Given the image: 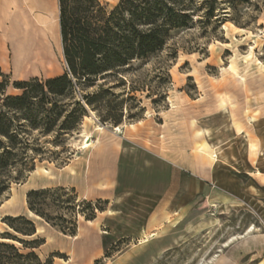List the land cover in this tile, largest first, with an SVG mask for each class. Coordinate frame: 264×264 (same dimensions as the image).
Returning a JSON list of instances; mask_svg holds the SVG:
<instances>
[{"label": "rangeland", "instance_id": "1", "mask_svg": "<svg viewBox=\"0 0 264 264\" xmlns=\"http://www.w3.org/2000/svg\"><path fill=\"white\" fill-rule=\"evenodd\" d=\"M103 1L114 6L119 0ZM202 6L193 27L177 32L146 65L136 63L124 81L110 77L93 87L76 85L74 97L92 120L84 116L76 131L62 136L34 131L43 146L34 169L52 168L57 179L34 176L32 186L25 188L34 171L29 170L11 183L0 205L13 195L12 188L18 198L26 191V205L18 210L33 221L27 214V193L65 187L66 192L47 196L42 207L53 222L86 231L76 238L42 217L45 233L28 238L1 217L5 231L0 236L18 242L7 243L21 253L39 257V262L21 263L88 264L102 251L91 264H264V0H212ZM39 69L37 78L45 81L44 74H63L66 66L60 58L50 65L0 64V82H7L1 98L20 94L14 83L36 78ZM100 85L113 90L94 109L84 96ZM133 85L139 90L130 93ZM228 93L237 102H229L230 112H224L220 100ZM107 102L111 107L103 104ZM120 115L119 124L102 120ZM236 122L258 141L255 150H249ZM200 129L210 133L197 135ZM88 136L96 147H83ZM204 139L216 148L214 167L199 153ZM67 165L74 166V175ZM222 195L232 202L215 199ZM89 203L109 213L97 209V223L88 225ZM15 224L30 228L25 221ZM199 224L202 231L194 234ZM110 229L114 235H107ZM49 236L53 241L45 238ZM8 257L0 247V258Z\"/></svg>", "mask_w": 264, "mask_h": 264}, {"label": "trees", "instance_id": "2", "mask_svg": "<svg viewBox=\"0 0 264 264\" xmlns=\"http://www.w3.org/2000/svg\"><path fill=\"white\" fill-rule=\"evenodd\" d=\"M210 1L119 0L110 6L103 0H58L65 72L45 81L37 77L16 81L15 87L21 90L17 95H6L2 99L0 93V199L12 182L24 179L27 171L34 170L35 155L43 150L40 138L33 136L34 131H39L38 135L42 136L53 132L62 136L78 129L86 108L74 97L76 85L84 89L95 86L100 79H126L136 63L140 64L139 68L146 65L165 49L177 32L193 27L202 5ZM227 1L233 3L235 0ZM207 15L213 16L211 8ZM6 86V81L0 82V89ZM128 89L132 93L139 87L133 85ZM112 90L113 87L100 85L92 94L84 96L85 102L98 109L103 97ZM103 104L111 107V103ZM120 112L123 114V109ZM61 118L63 121L60 122ZM102 120L119 124L122 115ZM29 150L33 151V156L29 155ZM56 191L66 192L67 189L30 190L27 193L28 208L63 233L76 235L75 224L65 227L53 222L42 207L47 196ZM92 205L89 203L91 214L86 215V220L95 219L97 209L99 212L106 210ZM4 220L23 236H32L36 232L33 221L24 215L6 216ZM18 221H25L30 228L18 227L15 224ZM0 247L7 249L9 254L7 260L0 258V264H23L21 262L26 260L39 262L35 252L21 253L7 242H0Z\"/></svg>", "mask_w": 264, "mask_h": 264}, {"label": "crops", "instance_id": "3", "mask_svg": "<svg viewBox=\"0 0 264 264\" xmlns=\"http://www.w3.org/2000/svg\"><path fill=\"white\" fill-rule=\"evenodd\" d=\"M29 1L35 2L37 4V7L35 9H32L27 0H0V64L10 63L17 65H50L52 63H55L57 61V58L61 59L60 55L58 54L59 50L57 49L58 46L54 37L49 31H47V29H45L46 27H44L36 17L37 12L46 10L45 6L42 3H47L49 2V0ZM54 1L58 3V0ZM31 10H34L35 12H32ZM61 48L63 55L62 41ZM48 71L49 69L45 67L43 72ZM41 72L42 70L39 69V74H35L33 76L40 77ZM57 75L60 74H44V78H51ZM162 158L169 161V159H166L165 157ZM169 162L176 165L173 161ZM184 169L200 177V175L193 172L190 167H185ZM201 178L204 180H208L206 177ZM106 200L109 199L107 198ZM106 212L107 210H104L99 213ZM98 219L99 215L97 214L95 219H85V222L88 225H92L96 224ZM102 226H104L103 223ZM85 231L86 230H81V227H79V232L75 235V237L77 238L78 235H83ZM114 232V229L106 231L107 235H114ZM155 234L157 233H154L153 235ZM46 245H49L47 240ZM101 254L102 251L96 255H93L92 258L88 261V264H91L94 260H98ZM39 256L41 259L43 258L42 255Z\"/></svg>", "mask_w": 264, "mask_h": 264}, {"label": "bare ground", "instance_id": "4", "mask_svg": "<svg viewBox=\"0 0 264 264\" xmlns=\"http://www.w3.org/2000/svg\"><path fill=\"white\" fill-rule=\"evenodd\" d=\"M27 1L29 2L28 4H30L32 9H35L37 7V4L35 2L29 1V0H27ZM42 4L45 6L46 10L37 12L36 13V17H37L38 21L44 27H46L45 29H47V31H49L51 33V35L54 37V39L56 41V44L58 46L57 49L59 50L58 54L60 55L61 59L64 60V56L62 55L61 40H60V33H59V6H58V3L55 2L54 0H49V2H47V3L43 2ZM53 24H55V25H53ZM64 63H65V61H64ZM243 80L244 79L242 78V81ZM242 84H244V82H242ZM234 99H235L234 95H232L230 93L222 96V98L220 100V107L223 109L224 112H226V111L230 112L229 102H230V104L232 106H234L235 105L234 103L237 102V101L235 102ZM85 119L92 120L88 116H85ZM132 126L135 127L134 125H132ZM237 126H238V130L240 132V135L241 134L242 135L245 134V136L247 137V140L249 142V150H253V149L255 150V148L257 147V143L256 142H258V141L253 139L251 137L250 133L247 130H244L243 127L239 126L238 123H237ZM99 130L101 132H105V129L103 127H99ZM116 130H120V126H117ZM202 133L208 136V134L210 132L208 130H205V129H200V130H198L197 135H200ZM83 147H85V148L96 147V144H95L94 141H91L90 137L88 136L86 138V140H85V145ZM199 153L203 156L204 159H206L209 162V164L212 167H214L216 165V163L218 161V155H217L216 148L207 139H204L201 142V144L199 146ZM252 154H258V152L257 151H252ZM65 169L69 172V175H74L76 173V170H75L74 166H72V165H67L65 167ZM38 175L47 177L48 181H53V180L57 179V174L53 171L52 168H46V167H44L42 165H38L36 167V169H34V171L32 172L30 179L23 185V187L27 188L29 186H32V180L31 179H33L34 176L37 177ZM12 190L14 191L13 195L9 199H7L3 204L0 205V220H1V217H5L7 215H15V216L21 215L19 213L20 210H18V207L20 205H26V191H24L21 194L20 198H18V196H19L18 195V193H19L18 190H16L15 188H12ZM215 199H218V200L222 201L225 204H229L230 202H232L225 195L219 196V197H217ZM210 202H214V200H211ZM107 212H109V211H107ZM27 214H28L29 217L32 218V220L36 224V232L32 236H25V237L33 238V237L38 236V235H43L45 233V230H46L45 227L43 226V224L41 223L43 218L41 216L35 214L34 212H32L29 208H27ZM89 223H91V222H89ZM202 228H203V224L197 225L193 229V233L194 234L200 233L202 231ZM10 229L13 230L12 228H10ZM248 229H250V228H248ZM0 230H1V232L5 231L1 227H0ZM251 231L252 230H249V232H251ZM45 238H47L49 242L53 241V238L51 236L45 237ZM234 239H235V237H234ZM0 240L6 241V242H11L13 244L18 243L15 240L6 239V238H0ZM231 240L232 239H230V241Z\"/></svg>", "mask_w": 264, "mask_h": 264}]
</instances>
